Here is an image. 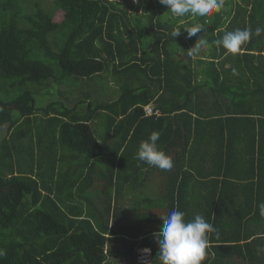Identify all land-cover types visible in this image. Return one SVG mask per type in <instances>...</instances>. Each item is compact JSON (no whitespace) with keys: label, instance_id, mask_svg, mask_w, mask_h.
Masks as SVG:
<instances>
[{"label":"trees","instance_id":"1","mask_svg":"<svg viewBox=\"0 0 264 264\" xmlns=\"http://www.w3.org/2000/svg\"><path fill=\"white\" fill-rule=\"evenodd\" d=\"M42 1L0 0V264H141L137 246L159 264L163 209L213 226L202 264H264V32L235 55L215 43L264 28V0L207 17L159 0ZM195 24L207 43L192 56ZM153 131L170 171L136 159ZM123 184L142 199L121 212Z\"/></svg>","mask_w":264,"mask_h":264},{"label":"clouds","instance_id":"2","mask_svg":"<svg viewBox=\"0 0 264 264\" xmlns=\"http://www.w3.org/2000/svg\"><path fill=\"white\" fill-rule=\"evenodd\" d=\"M159 3L166 6L167 10L178 17L186 15L207 17L219 12L223 8L224 0H159ZM181 28L178 27L173 30L170 34L171 37L174 39L178 37L181 34ZM183 28L189 38L196 37L194 46L188 49V54L194 56L207 43L204 37L197 38L198 33L203 30L202 26L195 24ZM261 32H264V28L257 27L254 33L250 29H237L226 32L222 39L215 43L221 45L228 53L235 55L241 52L242 46L250 41L253 34L259 36ZM233 73H236L235 69H233ZM149 106L153 108L151 104ZM159 112L161 113L160 110ZM159 137V132L153 131L147 140L142 141L139 144L136 159L149 166L170 171L174 166L173 160L164 151L158 149ZM259 208L261 216H264V203H261ZM160 219L163 221L162 227L153 234L159 248L157 257L159 264H202L208 247V234L215 231L213 226L200 215H196L192 220H186L185 213L178 210H172ZM140 251L149 254L150 262L138 260ZM4 255L5 252L0 250V257ZM135 255L139 263L150 264L153 259V250L151 246H137L135 247Z\"/></svg>","mask_w":264,"mask_h":264},{"label":"rangeland","instance_id":"3","mask_svg":"<svg viewBox=\"0 0 264 264\" xmlns=\"http://www.w3.org/2000/svg\"><path fill=\"white\" fill-rule=\"evenodd\" d=\"M236 1V0H235ZM131 2H133V1H131ZM134 3V2H133ZM137 3V2H136ZM239 3H242V2H239ZM42 4L43 5H50L51 4V0H43L42 1ZM135 4V3H134ZM229 8H231V6H236V2H235V5H233V4H229V5H227ZM164 12H166L165 11V9H162ZM140 12V11H139ZM236 13V10H234L233 9V13ZM172 17V16H171ZM171 17L168 15V14H166V15H163L162 14V18H163V20H166V19H171ZM238 23L239 24H241L242 22L239 20L238 21ZM101 76H102V81H103V83L104 82H107L106 84H108L111 80H109V79H111L112 77H109V75H108V73L107 72H103L102 74H101ZM112 80L114 81V82H110V84H109V86L107 87V89L109 90H112V89H114V87H116V85L118 84V82L116 81V79H113L112 78ZM61 85H64V84H61ZM61 85H58V86H60L61 88H60V92H65V91H68V89L67 88H65L64 86H61ZM81 91L79 90V89H76V88H74L73 90H72V93H75L76 95H78L77 93H80ZM40 96H39V102L41 103V104H43V105H46L49 101H50V99L48 98V97H46L45 95H42V94H46V92H44L43 90H40ZM79 96V95H78ZM56 98H58L59 97V95H57V96H55ZM74 101H76V100H74L73 98L72 99H69L68 100V102H69V104L70 105H72V104H74ZM4 133H5V129H2V130H0V138L4 135ZM128 186V184H123V190L121 191V193H122V197H123V199H126L127 201H124L123 199H122V204H121V206H122V208H121V212L122 211H124V210H127L128 208H129V205H130V203L132 202V201H130V200H128V198L126 197V195L128 194V195H130V194H132L133 193V199H134V201H140L141 199H142V191H139L140 193L138 194H136V191L134 190V191H129V189H126L125 187H127ZM132 192V193H131ZM130 197V196H129ZM132 197V196H131ZM94 202H95V204H96V206H97V208H101V207H103V202H101L100 201V198L99 197H96L95 198V200H94ZM132 204H136V203H132ZM162 217H164V216H166V214H165V210L163 209L162 210ZM125 216H127L128 217V212L127 211H125ZM111 219V218H110ZM112 220V219H111ZM119 249H121V251H122V247H119V245L116 243L115 244V246L112 248V250L114 251V252H117ZM107 251V250H106ZM158 253H159V250H158ZM110 260L111 261H106V263L105 264H126V258H124V257H117L116 259H113L112 260V258L110 257ZM239 261H240V259H239ZM138 262V261H137ZM230 264H235V258L234 259H232L231 260V263Z\"/></svg>","mask_w":264,"mask_h":264},{"label":"built area","instance_id":"4","mask_svg":"<svg viewBox=\"0 0 264 264\" xmlns=\"http://www.w3.org/2000/svg\"><path fill=\"white\" fill-rule=\"evenodd\" d=\"M145 112L148 115H150V114L159 115V113H160L159 110H155L149 105H147L145 107ZM138 260H140L142 262H145V261L150 262V256H149V254L144 253V251H140L138 254Z\"/></svg>","mask_w":264,"mask_h":264},{"label":"crops","instance_id":"5","mask_svg":"<svg viewBox=\"0 0 264 264\" xmlns=\"http://www.w3.org/2000/svg\"><path fill=\"white\" fill-rule=\"evenodd\" d=\"M264 87V86H263ZM120 246V245H119ZM121 247V246H120Z\"/></svg>","mask_w":264,"mask_h":264}]
</instances>
